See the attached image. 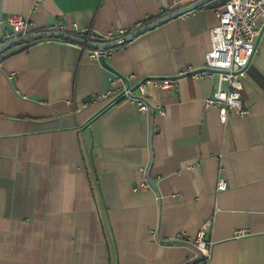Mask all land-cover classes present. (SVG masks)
Masks as SVG:
<instances>
[{"label":"crops","instance_id":"0c3cea01","mask_svg":"<svg viewBox=\"0 0 264 264\" xmlns=\"http://www.w3.org/2000/svg\"><path fill=\"white\" fill-rule=\"evenodd\" d=\"M36 1L0 0V43L11 15L29 19V34L62 23L99 41L175 2ZM225 2L107 50L119 74L95 49L56 37L0 55V264H188L207 221V264H264V33L243 81L245 117L222 124L218 108H206L216 81L186 72L203 68ZM146 78L178 79L170 90L147 85L149 112L96 100Z\"/></svg>","mask_w":264,"mask_h":264},{"label":"built area","instance_id":"2783aa9c","mask_svg":"<svg viewBox=\"0 0 264 264\" xmlns=\"http://www.w3.org/2000/svg\"><path fill=\"white\" fill-rule=\"evenodd\" d=\"M41 1L43 0L36 1L35 9ZM193 1L196 0L190 2ZM184 2L185 0H175L172 11L185 6L186 3ZM216 14L219 23L209 31L211 49L205 56L203 68L198 71L189 68L186 72L195 77L205 76L216 81V91L206 100V108H218L220 121L225 124L228 122L231 113L241 117H245L249 113L242 101L243 81L258 50V39L264 33V28L258 23L260 18L264 19V0H226L223 6L216 9ZM8 24L12 28V33L7 35L5 39L26 36L32 31L29 19L23 16L11 15L8 18ZM50 30L68 32L62 23L49 27L48 31ZM126 34L128 31L118 29L99 41H114ZM102 53L95 49L93 57L99 59ZM104 53L106 54L107 51ZM177 81V78H146L134 89L131 86L116 89L112 87L106 92L99 93L96 100L109 102L108 105L112 106L128 101L137 106L140 111L149 112L152 101L148 95L147 85L153 84L160 90H170ZM112 86L115 84L113 83ZM161 113L164 114L165 111L162 110ZM150 185L152 186L151 183ZM149 187L148 182L142 184L143 189H149ZM227 187L226 180L222 179L218 188L225 190ZM211 227L212 221H207L202 225L193 242L199 253V259L188 264L208 263L213 246V242L207 239V232ZM247 232V229H241L237 234L242 236L246 235Z\"/></svg>","mask_w":264,"mask_h":264},{"label":"water","instance_id":"95a60500","mask_svg":"<svg viewBox=\"0 0 264 264\" xmlns=\"http://www.w3.org/2000/svg\"><path fill=\"white\" fill-rule=\"evenodd\" d=\"M214 0H196L193 2H190L189 4L175 10L172 11L168 14L159 16L155 21H152L136 30L131 31L130 33L126 34L125 36L114 40V41H109V42H100V41H92L90 39H85L82 37H79L73 33L70 32H64V31H40V32H36V33H31L28 34L26 36H22V37H18V38H6L3 42L0 43V55L2 53H4L5 51H7L8 49H10L11 47H14L16 45H20L22 43H27L33 40H37V39H41V38H45V37H56V38H62V39H66L69 41H73L79 44L84 45L85 47H91L93 49H97L101 52H103L101 54V56L99 57L100 62L102 63V65H104V67H106L108 70L119 74L107 61V56L104 53L107 50L110 49H114L118 46H121L123 44H126L132 40H134L135 38H137L138 36L151 31L152 29H155L177 17H180L188 12H191L195 9H198L200 7H203L204 5H207L208 3L212 2ZM12 29V28H11ZM12 31V30H11ZM12 33V32H11ZM155 115V111L153 110L152 112ZM154 130L152 132V135H154ZM151 184L153 187H156L155 182L153 179H151ZM182 241L180 240H172L170 241V243L172 244H176V243H181Z\"/></svg>","mask_w":264,"mask_h":264},{"label":"trees","instance_id":"16d2710c","mask_svg":"<svg viewBox=\"0 0 264 264\" xmlns=\"http://www.w3.org/2000/svg\"><path fill=\"white\" fill-rule=\"evenodd\" d=\"M158 18V17H157ZM157 18L155 19H151L152 21H155ZM66 40V39H65ZM67 42H70V43H74V44H78V45H81V46H84L82 44H79V43H76V42H73V41H69V40H66ZM126 45V44H125ZM119 48V47H118Z\"/></svg>","mask_w":264,"mask_h":264}]
</instances>
